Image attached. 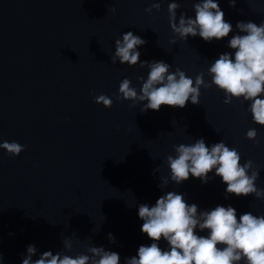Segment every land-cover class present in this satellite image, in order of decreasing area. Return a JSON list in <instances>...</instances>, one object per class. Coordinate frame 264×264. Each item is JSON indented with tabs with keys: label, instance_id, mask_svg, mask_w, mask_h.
<instances>
[{
	"label": "water",
	"instance_id": "1",
	"mask_svg": "<svg viewBox=\"0 0 264 264\" xmlns=\"http://www.w3.org/2000/svg\"><path fill=\"white\" fill-rule=\"evenodd\" d=\"M169 2L0 0V142L24 145L15 157L0 150L2 264H21L29 244L55 254L64 236L73 239V253L102 245L118 252L123 264L139 245L150 243L140 231L137 206L155 203L165 191L183 193L199 209L221 204L233 206L237 216L264 215V199H225L216 176L203 184L190 176L179 185L158 186L168 175L164 161L173 145L203 137L206 145L223 140L237 148L241 163L252 160L259 170L256 186L264 188V126L253 124L247 103L224 104L214 86L201 88L199 104L183 108L141 112L139 104L115 98L122 79L138 89L136 78L147 75L139 63L111 62L114 41L124 32L146 41L139 60H163L191 77L231 51V32L210 43L196 36L170 44ZM176 2L177 17L193 15L197 0ZM153 3L159 10L145 12ZM218 6L233 29L237 21L264 20V0H236L235 7L219 0ZM99 94L112 98L111 107L93 102ZM252 127L255 141L245 138Z\"/></svg>",
	"mask_w": 264,
	"mask_h": 264
},
{
	"label": "clouds",
	"instance_id": "2",
	"mask_svg": "<svg viewBox=\"0 0 264 264\" xmlns=\"http://www.w3.org/2000/svg\"><path fill=\"white\" fill-rule=\"evenodd\" d=\"M228 3L235 7L236 0ZM218 5L219 0H197L192 5L193 15L180 12L177 17L180 5L176 0L167 4L169 28L174 37L170 44L176 39L186 41L196 36L210 43L232 33L226 42L231 51L219 54L209 63L206 73H197L195 77L179 67L173 69L163 60H139V48L146 41L132 31L115 39V51L110 57L113 64L131 67L139 63L147 69L146 77L136 78L138 89L129 78L122 79L115 98L139 104L141 112L159 110L161 105L183 108L186 102L199 104L201 88L214 86L223 92L224 104L232 99L247 103L246 111L253 124L264 126V20L258 24L251 20L237 21L233 29ZM159 8V3H153L145 12ZM205 75L210 79L205 80ZM93 102L109 108L112 98L99 94ZM256 136L254 127L245 133L248 140L255 141ZM0 150L15 157L24 150V145L5 140L0 142ZM240 161L237 148L229 147L223 140L206 145L201 137L189 144L173 145V154L164 161L168 175L160 177L158 186L163 189L170 182L179 185L190 176L199 178L203 184L216 176L225 185V199L230 194L236 197L251 194L264 199V188L255 183L259 170L250 159ZM137 216L142 221L140 231L150 243L139 245L136 254L125 257L123 264H264V215L247 211L237 216L233 206L221 204L199 209L196 203L187 202L183 193L172 190L163 192L151 205L140 203ZM108 239L114 242L111 233ZM73 248L69 236L62 238V248L55 254L52 250L40 253L35 245L29 244L21 264H120L118 252L106 250L102 245L86 246L85 252L77 253H73Z\"/></svg>",
	"mask_w": 264,
	"mask_h": 264
}]
</instances>
